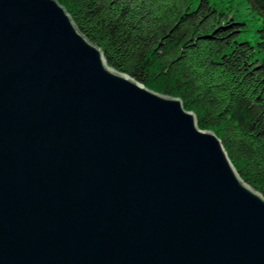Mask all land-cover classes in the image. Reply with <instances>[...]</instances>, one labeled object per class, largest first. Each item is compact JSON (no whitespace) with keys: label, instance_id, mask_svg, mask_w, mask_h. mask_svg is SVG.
<instances>
[{"label":"water","instance_id":"obj_1","mask_svg":"<svg viewBox=\"0 0 264 264\" xmlns=\"http://www.w3.org/2000/svg\"><path fill=\"white\" fill-rule=\"evenodd\" d=\"M0 264H264V198L55 0H0Z\"/></svg>","mask_w":264,"mask_h":264},{"label":"trees","instance_id":"obj_2","mask_svg":"<svg viewBox=\"0 0 264 264\" xmlns=\"http://www.w3.org/2000/svg\"><path fill=\"white\" fill-rule=\"evenodd\" d=\"M55 1L107 66L180 100L197 128L218 138L240 180L264 198V59H252L251 43L239 39L246 24L226 19L222 0ZM243 2L264 53V0Z\"/></svg>","mask_w":264,"mask_h":264},{"label":"rangeland","instance_id":"obj_3","mask_svg":"<svg viewBox=\"0 0 264 264\" xmlns=\"http://www.w3.org/2000/svg\"><path fill=\"white\" fill-rule=\"evenodd\" d=\"M223 2H219V4H223L222 7L219 8V12H222L224 14H227V18H230L231 16H233V19L237 20V21H241V23L243 24V22L246 24V29L245 27H242L241 29H245L246 31L242 34H240L239 39L240 41H248L249 43H251L253 49L251 52L252 55V59L258 63H260L262 61V59H264V53L260 52L258 53L257 50V46H256V36L257 33L255 32V28H254V24L252 21V17L249 13V11L246 10V6L243 2V0H229L228 4L227 0H222ZM199 2V0H194V4ZM225 6V7H224ZM227 6V7H226ZM232 6V11L229 12L226 10V8H230Z\"/></svg>","mask_w":264,"mask_h":264}]
</instances>
